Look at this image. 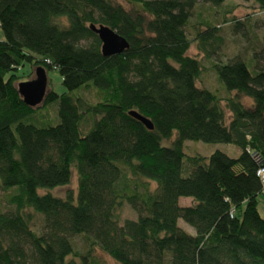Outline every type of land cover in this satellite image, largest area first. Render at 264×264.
<instances>
[{
  "label": "trees",
  "instance_id": "trees-1",
  "mask_svg": "<svg viewBox=\"0 0 264 264\" xmlns=\"http://www.w3.org/2000/svg\"><path fill=\"white\" fill-rule=\"evenodd\" d=\"M122 1L0 0V190L13 208L0 211V264H97L95 247L119 264H264V69L239 56L213 63L221 98L197 85L204 66L187 54L192 41L206 54L223 41L205 22L188 38L193 0ZM252 1L264 11V0ZM229 23L242 21L224 14ZM100 24L128 48L103 56L91 29ZM25 63L56 69L66 91L26 105L17 89ZM185 140L240 151L186 155ZM71 167L76 196L38 192L68 184ZM125 203L137 216L120 223Z\"/></svg>",
  "mask_w": 264,
  "mask_h": 264
},
{
  "label": "rangeland",
  "instance_id": "rangeland-1",
  "mask_svg": "<svg viewBox=\"0 0 264 264\" xmlns=\"http://www.w3.org/2000/svg\"><path fill=\"white\" fill-rule=\"evenodd\" d=\"M115 1L123 2L122 0ZM193 1L189 23L185 28L188 38L191 39L193 37L192 26L194 24L205 22L215 25L219 29V34L222 36L223 41L214 52L209 51L208 54L199 50L196 42L192 41L187 54L198 57L204 66L203 72L197 81V85L212 90L216 92L219 97L224 98L227 96V93L222 84L218 81L212 64L224 63L230 61L235 56H239L241 59L251 60L252 66L255 67L254 64H256L257 68L264 69V11L260 10L252 0H225L218 6H214L206 0ZM224 14H226L228 18H230L232 14L235 15L242 21L241 25L237 29L233 28L232 23L224 25ZM245 21L246 23L243 24ZM2 38L3 34L0 30V39ZM45 73L47 78L46 89H51L57 93L66 91L62 85L61 76L56 69L46 70ZM18 74L21 76V81L32 80L35 78V68L29 63H25L18 70ZM75 92H77V90ZM83 93L91 100L96 98V92L94 90H84ZM241 101L245 106H250L251 104V99L248 97H243ZM222 104H224V99H222ZM162 143L163 145H168L170 141L163 140ZM183 150L186 155L200 154L202 156H208L210 153L218 150L230 157L237 156L240 151L236 145L231 143H207L195 140H185L183 143ZM76 186V171L74 167H71V175L68 184L53 188L39 189L38 192L40 194L49 192L54 196L64 197L66 191L71 190L76 196ZM258 200V212L264 217V197L260 195L258 196ZM190 203V197L178 198V204L180 206H187ZM12 209V206L7 203L6 193L0 190V211ZM136 216V212L125 203L121 209L120 223H122L124 219H136ZM42 223V216L36 213L34 214L30 228L39 234L42 230ZM177 225L189 233H194V229L181 219H178ZM71 241L76 250L84 252L86 247L81 235L72 236ZM92 254L97 264H119L102 252L98 247H95Z\"/></svg>",
  "mask_w": 264,
  "mask_h": 264
},
{
  "label": "water",
  "instance_id": "water-1",
  "mask_svg": "<svg viewBox=\"0 0 264 264\" xmlns=\"http://www.w3.org/2000/svg\"><path fill=\"white\" fill-rule=\"evenodd\" d=\"M91 29L96 33L101 41V53L103 56L119 54L128 48L127 41L118 35L114 30L106 25L91 26ZM47 87L46 73L43 67L38 66L35 69V78L32 80L21 81L17 84V89L24 103L28 106H38L45 94ZM129 114L141 121L147 129H152V123L146 117L135 111H130Z\"/></svg>",
  "mask_w": 264,
  "mask_h": 264
},
{
  "label": "built area",
  "instance_id": "built-area-1",
  "mask_svg": "<svg viewBox=\"0 0 264 264\" xmlns=\"http://www.w3.org/2000/svg\"><path fill=\"white\" fill-rule=\"evenodd\" d=\"M256 174L259 177V180H260V183H261L260 194L264 195V168L259 167L256 170Z\"/></svg>",
  "mask_w": 264,
  "mask_h": 264
}]
</instances>
